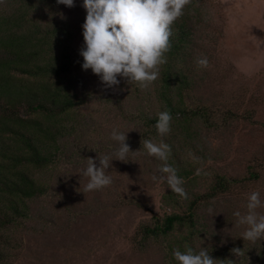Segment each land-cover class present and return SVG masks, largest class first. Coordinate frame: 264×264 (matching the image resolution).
Wrapping results in <instances>:
<instances>
[{
	"label": "rangeland",
	"instance_id": "374dc122",
	"mask_svg": "<svg viewBox=\"0 0 264 264\" xmlns=\"http://www.w3.org/2000/svg\"><path fill=\"white\" fill-rule=\"evenodd\" d=\"M206 1L204 21L198 26L197 60L206 57L209 65L197 66L191 96L212 107L213 126L192 122L185 135L175 122L167 135L152 139L171 147L167 163L183 179L186 197L154 179L162 175L164 162L136 145L140 126L128 117L141 111L144 101L136 97L132 84L118 77L120 84L108 88L90 69L84 70L79 85L90 98L70 113L81 127L82 140L73 144L72 160L56 164L42 176L47 194L31 202L33 218L27 230L19 228L14 234L21 243L11 250L10 264H163L160 245L140 246L134 241L138 227L184 207L193 194L204 191L215 173L242 177L253 160H264V0ZM248 112L251 119L245 117ZM114 130L127 133L131 151H141L111 162L106 169L112 178L109 186L85 191L87 159L97 167L105 155L116 159L119 144L112 139ZM256 191L264 202V177ZM251 193L219 199L217 210L237 203V211L246 215ZM257 212L264 215V206ZM207 215L213 220L219 214ZM238 221L235 216L230 230L219 235L243 233L247 226ZM263 242L253 243L261 249Z\"/></svg>",
	"mask_w": 264,
	"mask_h": 264
},
{
	"label": "trees",
	"instance_id": "16d2710c",
	"mask_svg": "<svg viewBox=\"0 0 264 264\" xmlns=\"http://www.w3.org/2000/svg\"><path fill=\"white\" fill-rule=\"evenodd\" d=\"M82 2L74 0L69 8L57 0H0V264H10L11 250L19 247L21 241L14 234L19 228L27 230L33 218L31 202L47 194L42 176L56 164L72 160L73 144L82 140L81 127L70 116L90 98L79 85L86 18ZM206 6V0H189L171 26L167 63L159 66L157 80L146 88L131 83L136 97L144 101L141 111L128 117L140 126L138 147L145 139L157 138L154 125L162 111L172 114L171 125L182 126L185 135L192 122L213 126L212 107L191 96L197 84L198 26ZM263 177L264 160H253L242 177L215 173L204 191L193 194L184 207L141 224L134 241L140 246L160 245L163 264H177L174 250L188 247L197 252L206 248L223 264H264V244L256 248L238 231L227 238L219 235L234 225L237 203L217 210L219 199L256 191ZM209 211L218 212V217L210 220ZM233 249L242 252L235 255Z\"/></svg>",
	"mask_w": 264,
	"mask_h": 264
},
{
	"label": "clouds",
	"instance_id": "9594fccd",
	"mask_svg": "<svg viewBox=\"0 0 264 264\" xmlns=\"http://www.w3.org/2000/svg\"><path fill=\"white\" fill-rule=\"evenodd\" d=\"M58 4L69 8L74 6V0H57ZM189 0H83L82 7L86 11L85 22L82 25L83 47L80 56L83 58L82 69L91 70L108 88L118 86L119 78H126L128 83H136L141 88L148 87L159 76V66L167 63L166 53L170 50L171 26L183 15ZM198 66L206 68L208 59L200 58ZM172 114L162 111L158 114L154 127L158 135L165 136L171 131ZM112 139L119 147L114 155L116 159L105 155L99 159V167L92 158H88L87 168L83 175L89 178L85 191L101 190L112 183V178L106 175V169L113 160L125 161L131 151L127 141V133L114 130ZM145 155L157 158L164 164L159 171L160 177H154L166 182L169 189L186 197L183 179L177 170L167 163L171 147L164 143L143 141ZM199 171V170H198ZM264 206L260 193L253 191L248 198L247 214L239 211L234 215L239 217L238 223L246 225L242 233L243 240L255 242L264 238V215L257 209ZM239 255L240 249L232 250ZM173 257L177 264H223V261L213 259L206 248L198 252L188 247L185 251L174 250Z\"/></svg>",
	"mask_w": 264,
	"mask_h": 264
}]
</instances>
